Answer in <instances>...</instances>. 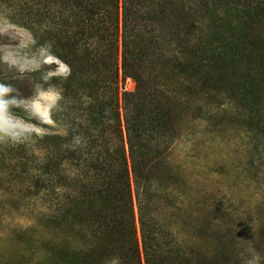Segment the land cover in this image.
Here are the masks:
<instances>
[{"label":"trees","instance_id":"1","mask_svg":"<svg viewBox=\"0 0 264 264\" xmlns=\"http://www.w3.org/2000/svg\"><path fill=\"white\" fill-rule=\"evenodd\" d=\"M119 1L103 0L100 5L98 0H32L33 6L27 0H0L10 10L17 8L13 12L19 10L12 21L30 31H35L36 16L47 6L64 7L53 19L57 20L54 26L40 29L35 37L38 45L50 48L70 70L68 76H53L48 83L62 93L63 108L53 117L58 124L66 122V131L32 134L26 145L7 148L27 179L37 186L45 184L47 201L60 197L56 213L49 215L52 229L60 228L54 221L59 218L76 237L85 229L78 236L86 238L87 247L76 250L69 240L53 243L52 260L54 264H109L120 258L127 259L123 264H130L131 259L141 261L143 256L145 264H231L236 245L233 231L220 238L213 256L202 259L192 249L195 262L188 259L189 253L172 250L171 244L164 248L156 243L154 248L155 237L143 220V205L139 208L140 250L134 209L125 214L116 201L132 202L133 182L138 189L146 181L164 188L177 183L165 152L177 137V125L189 106L186 96L192 93L196 97L214 93L218 106L234 102L240 111L234 124L264 134V0L247 4L242 0H200L199 7L192 10L172 0H123L121 20ZM152 5L154 11L146 9ZM230 5L237 11L234 17L244 18L236 33L226 21L221 25L213 22L217 21L214 13L226 11ZM239 8L243 11L238 15ZM174 12L187 17V24L171 22L167 15ZM203 16L212 20V27L203 39L206 42L198 39L195 43L190 37L197 34L190 32L194 29L189 19ZM43 19L45 15L38 23ZM182 34L187 37L182 39ZM191 42L198 47L190 48ZM246 46L253 51H246ZM162 51L181 56L165 61ZM154 57L159 66L150 62ZM232 65L237 66L234 71ZM244 67L247 72L240 70ZM129 79L136 83L133 92L122 90L121 84ZM169 85L177 89L171 91ZM79 113L86 119L81 120L84 117L79 118ZM33 143L44 151L43 158L33 153ZM160 146H164L163 152ZM65 166L76 169L70 174ZM13 172L17 174L15 166ZM150 187L146 185L143 191L147 193ZM147 196L148 201L152 199ZM258 237L253 247L264 256V230ZM157 253L167 256L160 259Z\"/></svg>","mask_w":264,"mask_h":264},{"label":"rangeland","instance_id":"2","mask_svg":"<svg viewBox=\"0 0 264 264\" xmlns=\"http://www.w3.org/2000/svg\"><path fill=\"white\" fill-rule=\"evenodd\" d=\"M27 1L34 6L32 0ZM253 1L260 0H242L243 4ZM98 2L103 4V0ZM172 2L189 10L196 9L201 3L200 0ZM122 6L123 0H120V20ZM61 8L64 7L47 6L45 13L40 12V17L44 18L45 15L46 19L38 23L40 17L35 15V31H30L12 21L11 16L20 13L19 10L13 12L17 8H11L10 12L8 5L0 2V162L3 165L0 173V264H54L50 252L53 243L69 240L76 250L89 245L85 237L78 236L85 229L79 230L76 237V232L71 233L66 223H62V218L54 220L60 228L52 229L54 224H50L52 221L49 218L56 213L60 197L52 202L47 201L45 184L37 186L36 181L27 179L17 167L15 155L9 157L10 150L7 149L17 144L26 145L32 134L41 136L66 131V122L58 124L53 117L56 111L63 108L62 93L60 89L48 86V83L53 76H68L70 70L50 48L38 45L35 37L40 29L54 26L57 20L53 19L61 13ZM146 9L154 11V5ZM239 10L243 9H238V15L242 14ZM236 12L234 6L230 5L226 11L214 13L217 21L213 22L221 25L226 21L227 27L236 33L238 23L244 21V18L234 17ZM77 14H80L79 10ZM167 16L175 24H187V17H182L180 12ZM232 17V21H229ZM203 18L198 17L196 21L189 19L190 23L193 22L191 30L194 29L190 32L197 34V37H190L193 42L198 39H202L201 43L207 41L203 39L209 35L212 20ZM245 21L248 22L246 18ZM227 36L229 40L232 39V36ZM185 37L187 35H183L182 39ZM189 46L198 47L192 42ZM245 49L253 51L248 46ZM162 52L165 61L175 55L181 56L179 52ZM150 62L160 65L156 57ZM236 68L232 65V71ZM240 70L247 72L245 67ZM121 85L123 91L133 92L136 88V83L130 79ZM169 88L171 91L177 89L170 85ZM187 99L190 100L189 106L181 125H177V137L165 152L166 163L177 183L164 188L158 182L146 181L138 189L137 183L133 182L132 202L129 199L125 202L121 200L116 201V205L124 208L125 214L128 213L126 210L134 209L135 238L139 241L140 250L143 236L139 208L143 205V220L151 228V237H155L152 243L154 248L157 247L156 243L164 248V244H171L172 250L189 253L188 259L195 262L191 259H196V253H190L192 249L198 250L202 259L213 256L220 238L233 231L236 233V245L235 256H230L231 264H264L262 251L253 247L254 242L259 240L258 233L264 230V134L234 124V117L239 111L234 102L228 101L218 106L214 102V93L197 97L192 93L186 96ZM82 117L84 114L79 113V118ZM6 125L20 126L16 129L20 133L18 140L14 141L3 134L2 129ZM32 145L33 153L43 158L44 151L37 149L35 143ZM163 148L160 146L159 150L163 152ZM14 166L17 174L13 172ZM65 169L71 174L76 167L65 166ZM146 185L152 186L147 193L143 191ZM70 192L75 194L72 190ZM147 195H151L152 199L148 201ZM167 253L156 255L164 259ZM123 261L127 259L117 258L109 264H123ZM130 264H145L144 257L141 261L131 259Z\"/></svg>","mask_w":264,"mask_h":264},{"label":"clouds","instance_id":"3","mask_svg":"<svg viewBox=\"0 0 264 264\" xmlns=\"http://www.w3.org/2000/svg\"><path fill=\"white\" fill-rule=\"evenodd\" d=\"M5 91H7V89H5ZM39 106L37 105V108ZM20 126L19 125H14V126H5L3 129H2V132L5 136L7 137H11L14 141L18 140L19 137H20V133L18 131H16V129H18Z\"/></svg>","mask_w":264,"mask_h":264}]
</instances>
